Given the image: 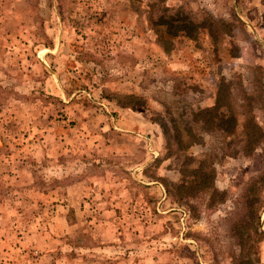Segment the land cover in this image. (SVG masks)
<instances>
[{
	"label": "rangeland",
	"instance_id": "obj_1",
	"mask_svg": "<svg viewBox=\"0 0 264 264\" xmlns=\"http://www.w3.org/2000/svg\"><path fill=\"white\" fill-rule=\"evenodd\" d=\"M221 82L236 125L201 130ZM186 158L214 184L180 199ZM0 264H264V0H0Z\"/></svg>",
	"mask_w": 264,
	"mask_h": 264
},
{
	"label": "trees",
	"instance_id": "obj_2",
	"mask_svg": "<svg viewBox=\"0 0 264 264\" xmlns=\"http://www.w3.org/2000/svg\"><path fill=\"white\" fill-rule=\"evenodd\" d=\"M170 10L166 9L165 12ZM173 13L172 11H170ZM161 18L160 25H165L168 27L169 34H184L189 38H196L199 33L201 26L195 23L186 22V17H180L176 14L165 15ZM157 26V22H155ZM160 37L163 39V44L167 50H170L173 47L172 38H166L164 33L159 30ZM231 88L226 82H221L219 84L218 93L216 96V105L215 108L208 110L206 112L195 111L193 110L191 115H189L190 123L199 124L201 130H210L215 127H219L221 131L230 132L234 129L237 117L230 108V98H231ZM226 108V110H223ZM188 117V118H189ZM174 120V119H173ZM245 128L246 132V149L253 150L258 147L263 138V130L256 122L253 114L249 115V121ZM164 132V136L169 135V142H167L169 147H172L171 138L176 139L178 143V151L187 148L190 145L195 144L199 139L196 134H194L192 126H185L184 128L176 127L174 131L170 130V127H167L166 124H161ZM186 137L188 142L183 144V138ZM191 158H186L184 163L185 167L182 170L183 179L182 182L175 189L174 194L180 199L190 198L196 196L198 193L206 192L210 189H213L214 176L215 172L212 168V163L209 162L208 158H203L200 160V163L197 167H191L190 161ZM258 181L255 180L251 184V189L257 190ZM168 187V186H167ZM169 192H172L170 188L167 189Z\"/></svg>",
	"mask_w": 264,
	"mask_h": 264
},
{
	"label": "crops",
	"instance_id": "obj_3",
	"mask_svg": "<svg viewBox=\"0 0 264 264\" xmlns=\"http://www.w3.org/2000/svg\"><path fill=\"white\" fill-rule=\"evenodd\" d=\"M148 124H149L150 127L152 126L155 129V131L157 133L156 136H157V138L160 139V136L158 135L159 126L157 124L152 123V121H150V120H148Z\"/></svg>",
	"mask_w": 264,
	"mask_h": 264
}]
</instances>
